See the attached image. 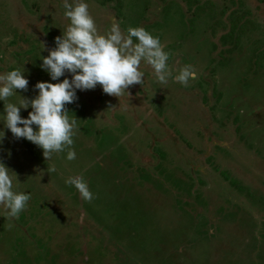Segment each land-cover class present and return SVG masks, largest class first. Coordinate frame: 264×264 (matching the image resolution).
<instances>
[{"label": "rangeland", "instance_id": "obj_1", "mask_svg": "<svg viewBox=\"0 0 264 264\" xmlns=\"http://www.w3.org/2000/svg\"><path fill=\"white\" fill-rule=\"evenodd\" d=\"M86 3L99 32L115 20L159 37L171 76L160 84L142 64V84L119 97L77 90L72 160L46 161L0 123V160L29 195L15 218L0 205V264H264V1ZM63 12L61 0H0V72L28 80L13 102L49 80L40 58ZM183 65L196 72L187 85L172 78Z\"/></svg>", "mask_w": 264, "mask_h": 264}, {"label": "clouds", "instance_id": "obj_2", "mask_svg": "<svg viewBox=\"0 0 264 264\" xmlns=\"http://www.w3.org/2000/svg\"><path fill=\"white\" fill-rule=\"evenodd\" d=\"M63 15L69 23L61 34L54 37L55 47L41 56L39 67L49 80L34 84L36 94L23 97L18 102L9 98L18 89L28 85L25 71L14 67L0 72V123L13 137L25 138L42 150L49 161L54 153L65 151V159H75L72 149L76 133V119H69L66 104L77 99V90L94 89L97 85L103 93L119 97L122 90L133 84H142L145 78L141 65H148L160 84H166L171 73L166 65L168 53L162 49L159 37L153 36L143 26H128L122 31L117 21L111 22L106 32H99L88 11L86 0H61ZM135 38V42L133 40ZM63 77V79H60ZM191 65H183L172 78L181 85L195 79ZM21 109H30L22 116ZM5 133L0 129V142ZM0 160V205L4 213L15 218L26 207L29 195L14 190L17 174ZM54 170V169H49ZM81 199L93 198L87 181L80 175L65 178Z\"/></svg>", "mask_w": 264, "mask_h": 264}, {"label": "trees", "instance_id": "obj_3", "mask_svg": "<svg viewBox=\"0 0 264 264\" xmlns=\"http://www.w3.org/2000/svg\"><path fill=\"white\" fill-rule=\"evenodd\" d=\"M261 1H264V0H261ZM253 26H255L254 24H253ZM223 38L225 39L226 38V36H223ZM231 40V39H230Z\"/></svg>", "mask_w": 264, "mask_h": 264}]
</instances>
